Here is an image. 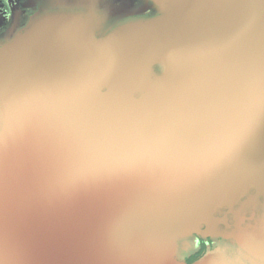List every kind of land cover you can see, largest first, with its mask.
<instances>
[{
	"label": "water",
	"instance_id": "obj_1",
	"mask_svg": "<svg viewBox=\"0 0 264 264\" xmlns=\"http://www.w3.org/2000/svg\"><path fill=\"white\" fill-rule=\"evenodd\" d=\"M25 1L0 111L71 96L95 120L167 123L180 148L67 186L42 129L0 143V264H186L195 236L218 244L192 264H264V0Z\"/></svg>",
	"mask_w": 264,
	"mask_h": 264
},
{
	"label": "clouds",
	"instance_id": "obj_2",
	"mask_svg": "<svg viewBox=\"0 0 264 264\" xmlns=\"http://www.w3.org/2000/svg\"><path fill=\"white\" fill-rule=\"evenodd\" d=\"M37 128L46 132L55 146L60 180L67 186L159 165L180 148V134L167 123L95 120L71 96L36 95L0 111V143L24 137ZM238 131L223 134L215 150H227Z\"/></svg>",
	"mask_w": 264,
	"mask_h": 264
},
{
	"label": "flooded vegetation",
	"instance_id": "obj_3",
	"mask_svg": "<svg viewBox=\"0 0 264 264\" xmlns=\"http://www.w3.org/2000/svg\"><path fill=\"white\" fill-rule=\"evenodd\" d=\"M25 4V0H0V44L5 42L11 31H22L30 19L39 12L38 6L33 9H26ZM13 25L16 27H13ZM185 244L183 249L180 250L179 257L188 264L194 258L198 257L199 259L206 252L216 248L218 241L195 236L186 240Z\"/></svg>",
	"mask_w": 264,
	"mask_h": 264
},
{
	"label": "rangeland",
	"instance_id": "obj_4",
	"mask_svg": "<svg viewBox=\"0 0 264 264\" xmlns=\"http://www.w3.org/2000/svg\"><path fill=\"white\" fill-rule=\"evenodd\" d=\"M26 9H33V8H28V7H25ZM151 16L150 15H147V16H145L144 18H150ZM13 27H16L15 25H13ZM207 253V252H206ZM201 258V257H200ZM198 260V259H197Z\"/></svg>",
	"mask_w": 264,
	"mask_h": 264
},
{
	"label": "trees",
	"instance_id": "obj_5",
	"mask_svg": "<svg viewBox=\"0 0 264 264\" xmlns=\"http://www.w3.org/2000/svg\"><path fill=\"white\" fill-rule=\"evenodd\" d=\"M197 259H198V257L194 258V259L191 260L188 264H190L191 262H193V261H195V260H197Z\"/></svg>",
	"mask_w": 264,
	"mask_h": 264
}]
</instances>
